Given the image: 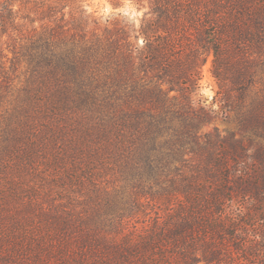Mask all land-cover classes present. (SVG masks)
<instances>
[{
  "label": "trees",
  "instance_id": "trees-1",
  "mask_svg": "<svg viewBox=\"0 0 264 264\" xmlns=\"http://www.w3.org/2000/svg\"><path fill=\"white\" fill-rule=\"evenodd\" d=\"M81 1L0 0V198L33 194L0 247L32 264H217L253 246L237 233L264 219V0H149L137 29L102 34ZM209 55L226 134L200 131ZM99 167L121 186L102 192Z\"/></svg>",
  "mask_w": 264,
  "mask_h": 264
},
{
  "label": "rangeland",
  "instance_id": "rangeland-1",
  "mask_svg": "<svg viewBox=\"0 0 264 264\" xmlns=\"http://www.w3.org/2000/svg\"><path fill=\"white\" fill-rule=\"evenodd\" d=\"M81 4L85 8L86 12L90 14V24L89 27L93 32L102 34L105 27H113L116 24H124L130 30L137 29L140 25L142 18L149 16L150 11L149 0H141L137 2L136 0H82ZM68 11V8L65 9ZM133 40V39H132ZM10 55V54H8ZM211 60L212 57L209 55L201 67L200 79L198 81V87L196 91L195 99L199 100L200 104L205 106L207 109L212 111V119L201 126L200 131H210L214 127L217 128L218 132L221 134H226L230 130L235 128L233 122V113L224 107V95L226 93L228 83L220 82L211 72ZM9 63L6 62V67ZM15 77V82L17 79H22L21 68H18L13 73ZM231 92V90L228 89ZM37 171L31 172L26 175V182H31L32 180L39 181L40 176L44 173L41 171L40 160L37 162ZM48 171V170H47ZM99 174L101 175L99 180H101L102 192L104 189L113 190L120 187V180L117 179V174L109 169L102 170V167L98 168ZM1 177L3 176L0 173ZM44 195L43 193H41ZM29 195H33L31 192H25V195L16 196L14 198L7 196L5 194L0 198V221L5 228L10 227V222L17 221V219L29 218L31 215L26 212L21 206L20 209L15 210V208L21 204L23 205ZM45 199V198H44ZM255 205L251 204L249 209L253 210ZM241 209V210H240ZM249 209H244L243 207L234 206L231 213L235 217H245L243 216L245 211L250 212ZM262 214L264 216V206ZM13 212V217L10 218L9 214ZM264 218V217H263ZM242 223V222H240ZM239 233H237L239 242L241 243L243 239L251 241L253 239L254 233L257 234L255 241L252 240L253 246H248L246 249L241 250H231L229 253L230 257H223L217 264H264V219H260L252 224H242ZM255 234V235H256ZM238 238L234 239V242ZM8 244H2L0 247V264H32L28 255L23 252L19 253H9ZM228 255V256H229ZM227 260V261H226ZM50 262H53L50 259ZM197 264H205L200 262Z\"/></svg>",
  "mask_w": 264,
  "mask_h": 264
}]
</instances>
